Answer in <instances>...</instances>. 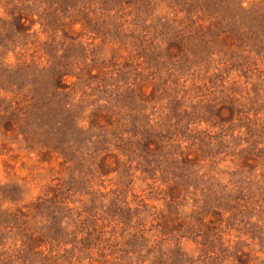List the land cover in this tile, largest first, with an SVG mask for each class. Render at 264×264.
Returning a JSON list of instances; mask_svg holds the SVG:
<instances>
[{
	"label": "rangeland",
	"instance_id": "374dc122",
	"mask_svg": "<svg viewBox=\"0 0 264 264\" xmlns=\"http://www.w3.org/2000/svg\"><path fill=\"white\" fill-rule=\"evenodd\" d=\"M0 264H264V0H0Z\"/></svg>",
	"mask_w": 264,
	"mask_h": 264
}]
</instances>
